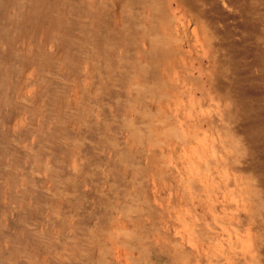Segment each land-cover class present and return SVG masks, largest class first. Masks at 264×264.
Masks as SVG:
<instances>
[{"label": "rangeland", "instance_id": "1", "mask_svg": "<svg viewBox=\"0 0 264 264\" xmlns=\"http://www.w3.org/2000/svg\"><path fill=\"white\" fill-rule=\"evenodd\" d=\"M0 264H264V0H0Z\"/></svg>", "mask_w": 264, "mask_h": 264}, {"label": "bare ground", "instance_id": "2", "mask_svg": "<svg viewBox=\"0 0 264 264\" xmlns=\"http://www.w3.org/2000/svg\"><path fill=\"white\" fill-rule=\"evenodd\" d=\"M198 174H200V173L198 172Z\"/></svg>", "mask_w": 264, "mask_h": 264}]
</instances>
